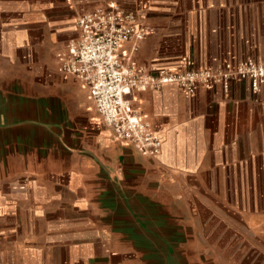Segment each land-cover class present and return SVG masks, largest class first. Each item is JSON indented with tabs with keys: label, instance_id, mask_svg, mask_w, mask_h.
<instances>
[{
	"label": "crops",
	"instance_id": "crops-1",
	"mask_svg": "<svg viewBox=\"0 0 264 264\" xmlns=\"http://www.w3.org/2000/svg\"><path fill=\"white\" fill-rule=\"evenodd\" d=\"M110 2L145 30L117 56L147 70L264 57V0H0L3 106L62 115L0 121V264H145L165 224L172 264H264V84L131 92L163 137L158 155L139 153L54 57L79 15Z\"/></svg>",
	"mask_w": 264,
	"mask_h": 264
},
{
	"label": "built area",
	"instance_id": "built-area-1",
	"mask_svg": "<svg viewBox=\"0 0 264 264\" xmlns=\"http://www.w3.org/2000/svg\"><path fill=\"white\" fill-rule=\"evenodd\" d=\"M76 26L78 35L55 54L58 72L84 84L104 125L116 139L127 142L143 155H158L163 137L133 108L126 98L131 92L160 89L166 84H174L188 93L217 85L227 91L236 80H248L251 90L256 92L264 84V57L225 61L214 69L159 67L154 70H147L131 58L120 59L119 46L142 39L145 30L132 10L114 2L82 13L76 19Z\"/></svg>",
	"mask_w": 264,
	"mask_h": 264
},
{
	"label": "rangeland",
	"instance_id": "rangeland-1",
	"mask_svg": "<svg viewBox=\"0 0 264 264\" xmlns=\"http://www.w3.org/2000/svg\"><path fill=\"white\" fill-rule=\"evenodd\" d=\"M55 57V56H54ZM17 72H19L18 69H16ZM15 71V72H16ZM32 72H35V73H38V72H41V70L39 71L38 69H32L31 70ZM38 75V74H37ZM37 79H35V86H39L40 88H42V86H45L43 84L42 81L39 80L38 76H36ZM4 83L0 81V92L3 91L5 93V91L3 90L4 89V86L3 85ZM33 84V85H34ZM15 86V88H17V90H20V85L21 83H17V84H13ZM22 86V85H21ZM23 87V86H22ZM23 92V91H22ZM21 92V93H22ZM44 100V98L42 99ZM49 100L48 102H51L53 104H55L56 102H58L57 100L55 99H47ZM4 101H6L5 99H3L1 97V94H0V110L2 112V115L0 117V121L3 122V126L4 125H7L8 123H12L13 121H24L25 119H32L34 121H36V123H47L49 125H54L56 124L57 122H55L54 119L58 120V119H62V115L61 114H55V115H52V114H48L42 110L40 111H36L35 113L31 114V113H24V112H19V113H15L13 115H11V112L13 111H10V108H6L3 106V103ZM8 112V113H6ZM57 125V124H56ZM4 131L1 132V134L3 133ZM10 133H13V132H10L9 131V134ZM4 142V140H1L0 139V153L2 154L3 152H7L6 151V147L2 146V143ZM5 150V151H4ZM160 233H161V242H160V247L159 249L157 250L154 246V248L152 247L151 243L148 242V247L149 249L151 250L152 248L154 249V252H155V257L154 259H151V253L149 254L150 256L148 257L149 259H146L145 260V264H148L147 262H152V264H172V260L170 255L168 254V252L173 249V251H175V248L173 246V242L169 243L167 240H168V237H169V228L167 227V225H161L160 226ZM165 239V240H163ZM167 239V240H166ZM154 255V253H152ZM176 261H178L179 264H183V259L181 257H176L175 258Z\"/></svg>",
	"mask_w": 264,
	"mask_h": 264
}]
</instances>
